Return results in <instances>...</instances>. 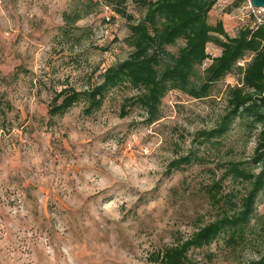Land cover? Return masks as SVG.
Here are the masks:
<instances>
[{
	"label": "rangeland",
	"instance_id": "1",
	"mask_svg": "<svg viewBox=\"0 0 264 264\" xmlns=\"http://www.w3.org/2000/svg\"><path fill=\"white\" fill-rule=\"evenodd\" d=\"M236 1L221 0L210 19L223 21L231 36L247 21ZM77 7L81 0H0V96L13 106L6 126L0 116V264H153L154 252L216 214L203 190L213 165L172 174L168 167L196 150L195 134L214 125L239 76L208 101L171 92L152 126L140 110L120 118L133 94L127 89L112 92L92 117L81 103L51 119L56 91L87 89L130 52L127 24L110 10L66 26L64 13ZM208 52L220 54L213 45ZM254 147L241 140L239 158L246 161ZM257 214H264V192ZM252 239L235 255L220 239L190 256L194 264H247L264 251Z\"/></svg>",
	"mask_w": 264,
	"mask_h": 264
},
{
	"label": "trees",
	"instance_id": "2",
	"mask_svg": "<svg viewBox=\"0 0 264 264\" xmlns=\"http://www.w3.org/2000/svg\"><path fill=\"white\" fill-rule=\"evenodd\" d=\"M220 1L81 0V7L64 13L66 26H73L94 13L112 11L127 24L124 43L130 52L100 72L87 89L56 91L48 112L51 119L65 117L81 103L84 115L92 117L112 92L127 89L133 94L124 98L120 118L140 110L143 124L152 126L162 119L163 101L171 92L208 101L221 92L220 85L229 76L240 78L237 84L227 86V105L214 125L195 134L196 150L168 167L172 174L194 165L214 166L209 169L211 182L203 186L216 211L214 219L189 237H176L173 244L154 252L150 256L153 264H194L192 251L211 247L220 239L234 255L253 244L256 235L264 248V214H257L258 199L264 192V26L251 29L253 19H248L231 36L223 21H210ZM245 1L237 0L236 6L242 7ZM130 5L140 17L129 10ZM209 45L220 54L212 56ZM12 111V103L0 96L4 126ZM241 140L247 148L255 143L246 161L236 151ZM228 183L240 185L242 190H229ZM247 264H264V251Z\"/></svg>",
	"mask_w": 264,
	"mask_h": 264
},
{
	"label": "built area",
	"instance_id": "3",
	"mask_svg": "<svg viewBox=\"0 0 264 264\" xmlns=\"http://www.w3.org/2000/svg\"><path fill=\"white\" fill-rule=\"evenodd\" d=\"M242 21L253 19L251 29H258L264 26V8L254 7L252 0H246L241 7V18Z\"/></svg>",
	"mask_w": 264,
	"mask_h": 264
},
{
	"label": "water",
	"instance_id": "4",
	"mask_svg": "<svg viewBox=\"0 0 264 264\" xmlns=\"http://www.w3.org/2000/svg\"><path fill=\"white\" fill-rule=\"evenodd\" d=\"M254 7L264 8V0H252Z\"/></svg>",
	"mask_w": 264,
	"mask_h": 264
}]
</instances>
